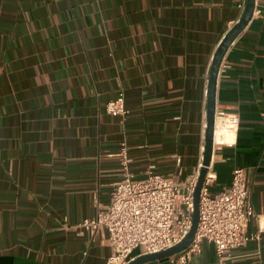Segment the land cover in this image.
<instances>
[{"label": "crops", "instance_id": "obj_1", "mask_svg": "<svg viewBox=\"0 0 264 264\" xmlns=\"http://www.w3.org/2000/svg\"><path fill=\"white\" fill-rule=\"evenodd\" d=\"M245 2L0 0V264H104L106 232L73 225L108 206L122 140L136 179L151 165L178 182L199 171L213 54ZM255 8L216 82V115L239 124L218 131L208 190L243 167L254 213L225 264H264V0ZM119 92L125 118L105 112ZM216 261L203 241L189 264Z\"/></svg>", "mask_w": 264, "mask_h": 264}, {"label": "built area", "instance_id": "obj_2", "mask_svg": "<svg viewBox=\"0 0 264 264\" xmlns=\"http://www.w3.org/2000/svg\"><path fill=\"white\" fill-rule=\"evenodd\" d=\"M260 13L254 6L252 15ZM105 112L125 118L128 110L123 92L105 104ZM218 122L235 131L239 117L215 115L214 135ZM118 156L123 174L111 193L108 206L73 225L78 231L106 232L111 253L104 264H127L136 249H140L138 255L165 250L180 242L192 224V194L198 172L185 182H178L156 172L151 165L144 178L136 179L129 169L132 159L125 140L119 143ZM210 179L208 167L200 191L196 231L183 250L167 257L172 264H189L191 258L200 253L203 241L213 245L217 258L214 264H225L230 253L249 240L245 230L254 213L249 202L245 168L234 167L229 185L215 194L208 190ZM180 185L185 190L182 197L178 192Z\"/></svg>", "mask_w": 264, "mask_h": 264}, {"label": "water", "instance_id": "obj_3", "mask_svg": "<svg viewBox=\"0 0 264 264\" xmlns=\"http://www.w3.org/2000/svg\"><path fill=\"white\" fill-rule=\"evenodd\" d=\"M254 6H255V0H246L241 16L223 36L222 40L220 41L219 45L217 46L213 54L208 85H207L206 127L204 134L203 156H202L201 167L198 171V177L195 184V188L192 194L193 214H192V224L190 230L188 234L177 244L156 253L139 255L136 258L130 260L127 264H143L152 260L170 257L183 250L193 239L199 218L198 204H199L200 191L206 173L208 172V167L210 166L212 153L214 149V120L216 115V108H215L216 82L219 73V67L228 47L251 19Z\"/></svg>", "mask_w": 264, "mask_h": 264}, {"label": "bare ground", "instance_id": "obj_4", "mask_svg": "<svg viewBox=\"0 0 264 264\" xmlns=\"http://www.w3.org/2000/svg\"><path fill=\"white\" fill-rule=\"evenodd\" d=\"M220 127H223L219 124V122L217 123V126H216V130H215V135H214V140L215 142L217 143V135H218V131L220 129ZM225 128V127H224ZM229 130V129H228Z\"/></svg>", "mask_w": 264, "mask_h": 264}]
</instances>
